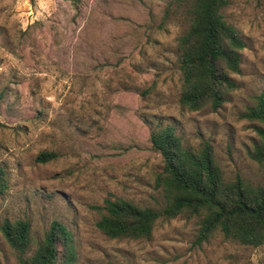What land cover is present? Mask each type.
I'll use <instances>...</instances> for the list:
<instances>
[{"label":"rangeland","instance_id":"obj_1","mask_svg":"<svg viewBox=\"0 0 264 264\" xmlns=\"http://www.w3.org/2000/svg\"><path fill=\"white\" fill-rule=\"evenodd\" d=\"M188 0H0V225L30 223L31 254L53 221L72 234L74 264H264V246L199 233V218L156 221L149 239H111L96 227L103 200L158 208L161 155L153 128L185 144L208 141L225 177L258 180L256 139L242 117L264 93V0H230L224 18L246 46L223 106L179 104L176 38ZM42 151L55 157L37 162ZM0 264H18L0 232Z\"/></svg>","mask_w":264,"mask_h":264},{"label":"trees","instance_id":"obj_2","mask_svg":"<svg viewBox=\"0 0 264 264\" xmlns=\"http://www.w3.org/2000/svg\"><path fill=\"white\" fill-rule=\"evenodd\" d=\"M230 0H188L186 27L176 38L180 74L179 104L189 111L219 110L236 88L233 74L240 72L241 50L246 44L239 30L222 13ZM0 92V107L4 103ZM242 117L252 123L256 134L249 158L262 172L253 180L239 173L227 178L211 144H185L171 126L150 132L152 148L162 158L154 177V189L162 198L158 207L140 206L130 200L107 197L93 206L99 213L98 230L111 239H149L160 218L193 215L199 218V233L207 237L219 232L224 239L243 246H264V93L255 98ZM55 157L42 151L37 162ZM5 179L0 170V194ZM0 232L15 252L18 264H74L76 250L71 232L53 221L34 251L30 223L5 219ZM103 264H126L107 261Z\"/></svg>","mask_w":264,"mask_h":264}]
</instances>
